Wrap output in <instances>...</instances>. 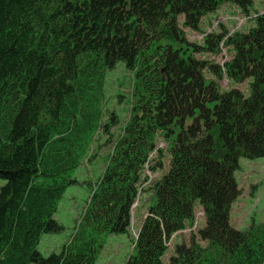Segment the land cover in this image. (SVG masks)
<instances>
[{
  "label": "trees",
  "instance_id": "16d2710c",
  "mask_svg": "<svg viewBox=\"0 0 264 264\" xmlns=\"http://www.w3.org/2000/svg\"><path fill=\"white\" fill-rule=\"evenodd\" d=\"M255 1L0 0V264H95L107 236L130 233L146 164L157 173L166 155L125 264H165L198 203L205 226L168 264H264V222H230L240 159L264 158V14L225 41L223 66L200 55L218 56L228 31L203 45L185 31L226 4L250 15ZM120 68L132 75L129 119L74 235L46 258L38 247L63 230L54 217L75 172L119 124L114 112L104 119Z\"/></svg>",
  "mask_w": 264,
  "mask_h": 264
},
{
  "label": "rangeland",
  "instance_id": "374dc122",
  "mask_svg": "<svg viewBox=\"0 0 264 264\" xmlns=\"http://www.w3.org/2000/svg\"><path fill=\"white\" fill-rule=\"evenodd\" d=\"M254 8L255 10H252L250 15H247L239 8L226 4L214 14H210L203 19L202 31L200 33L185 30L187 38L203 45L204 41L202 35L205 32L220 33L225 29L228 31V34L222 40V44H224L234 31H246L253 26L255 15L264 14L263 0H256ZM232 17H235L237 21L232 20ZM243 18L246 19V22L238 26ZM211 55L201 54L200 58L203 57L202 59H209L223 65L231 56L225 47L222 48L218 56L211 57ZM131 81L132 75L126 73L122 68L117 69L109 77L106 94L107 113L104 121L108 120L109 113L114 112L119 119V124L112 130L111 136L105 135L102 131L98 134L96 143L92 147V156H100L92 164L91 162L85 163V166H81V168L75 172L74 178L78 179L80 184L76 183L68 188L60 201L54 217L63 226V230L60 233L45 234L38 247L40 253L46 258L53 253H60L63 245L74 235L77 227V219L82 215L88 205L97 176L100 179L103 175L101 172L103 168H105L103 164L104 156L107 154L109 156L112 153L114 142L119 137L124 125L129 119V110L131 106L129 107L127 105V99L132 94L133 83ZM221 84L224 88H230L232 86L228 84L227 81H222ZM238 87L244 90L246 89V84L238 85ZM118 93H121L123 97L118 98ZM165 147L164 145L163 148ZM163 164L164 167L157 173L151 172L153 180L160 178L167 172L169 168L168 155L164 157ZM239 166L240 168L236 172L235 177L242 190V195L232 205L231 225L238 230H245L250 226L252 221L257 220V222H264V158L249 160L242 157ZM84 175L87 177L85 180ZM89 179L92 180V185L87 183ZM4 183L3 180H0V188ZM148 184L149 183H146L141 187L142 194L140 196V201L136 200L134 206H132L131 215L133 217L130 233L111 234L107 236L104 247L98 255L95 264L126 263L132 253L134 236L137 234L142 221L149 217L147 213L149 194L144 192ZM256 198H260L258 208L249 215V211L253 208ZM199 208H201L199 205L196 206V219L193 226H189L187 230L178 233L168 243L169 250L163 258L165 264L169 263L177 244L188 243L191 233H196L198 229L205 226V219L202 210ZM246 213L248 214L247 217Z\"/></svg>",
  "mask_w": 264,
  "mask_h": 264
},
{
  "label": "bare ground",
  "instance_id": "6f19581e",
  "mask_svg": "<svg viewBox=\"0 0 264 264\" xmlns=\"http://www.w3.org/2000/svg\"><path fill=\"white\" fill-rule=\"evenodd\" d=\"M231 5V4H230ZM234 6V5H233ZM236 7V6H235ZM227 20H230V19H227ZM224 21V20H223ZM193 32V31H192ZM208 36V34H205V38ZM189 39V38H188ZM200 206L201 207V205L198 203V204H196V206ZM202 208V207H201Z\"/></svg>",
  "mask_w": 264,
  "mask_h": 264
},
{
  "label": "crops",
  "instance_id": "0c3cea01",
  "mask_svg": "<svg viewBox=\"0 0 264 264\" xmlns=\"http://www.w3.org/2000/svg\"><path fill=\"white\" fill-rule=\"evenodd\" d=\"M93 162H95V161H93ZM84 179H86V176H84ZM200 209V208H199Z\"/></svg>",
  "mask_w": 264,
  "mask_h": 264
}]
</instances>
